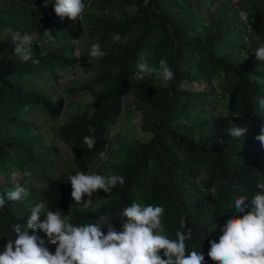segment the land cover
Returning <instances> with one entry per match:
<instances>
[{
  "label": "trees",
  "instance_id": "obj_1",
  "mask_svg": "<svg viewBox=\"0 0 264 264\" xmlns=\"http://www.w3.org/2000/svg\"><path fill=\"white\" fill-rule=\"evenodd\" d=\"M88 1L83 0L82 18L72 21L56 16L54 0L47 7L43 0H0V167L34 171L0 182V194L17 182L28 188L22 201L6 199L0 209V251L14 236L12 224L26 226L39 199L65 198L71 189L68 176L84 172L120 175L125 183L109 193L98 191L99 206L70 204L79 226L111 214L119 230V213L133 201L162 206L164 234L175 239L177 231H190L186 251H199L204 264H215L207 255L209 241L218 240L219 227L234 214L229 202L240 195L250 199L264 181V146L256 139L264 127L258 105L264 99V61L255 57L264 44V0H236L235 5L225 0ZM237 8L246 12V20ZM9 28L32 37V58L39 63L14 55ZM45 29L51 30V40ZM114 34L127 43L114 41ZM97 42L106 55L91 58L89 48ZM141 57L157 67L161 59L167 61L175 73L168 88L155 76L134 79ZM46 72L56 94L40 84ZM135 87L139 94L132 99ZM58 89L67 91L71 105L80 92L89 100L81 111L65 115L66 95L59 96ZM121 111L133 118L131 132L144 139L124 135L104 150L116 161H99ZM37 113L44 115L41 121L31 118ZM40 124L69 148L73 163L62 172L59 149L44 142ZM230 124L245 127L244 136L228 135ZM85 136L95 138L94 148L83 143ZM38 178L42 182L34 183ZM213 185L215 198L208 191Z\"/></svg>",
  "mask_w": 264,
  "mask_h": 264
},
{
  "label": "clouds",
  "instance_id": "obj_2",
  "mask_svg": "<svg viewBox=\"0 0 264 264\" xmlns=\"http://www.w3.org/2000/svg\"><path fill=\"white\" fill-rule=\"evenodd\" d=\"M50 3H53V0H43L44 7ZM85 8L83 0H54L53 4L56 16L61 19L67 17L72 21L81 19ZM239 11L246 14L244 10L237 8L238 15ZM7 31L14 45V55L18 56L21 62L32 60L33 63H39L32 58V37L11 28ZM44 36L51 40V30L45 29ZM112 38L116 42L127 43L126 39L121 41L119 34H114ZM35 43L39 44V40L36 39ZM105 55L106 52L101 49L98 42L91 44L89 48L91 58H102ZM255 57L258 61H264V44L256 49ZM136 67L134 79L137 81L155 76L160 81V87L168 88L175 78V73L164 59L159 61L157 67L141 57ZM62 97L65 99L64 114L70 115L65 113L66 104L69 102L67 94L66 97ZM258 105L264 111V99H258ZM122 111L117 116L104 149L99 150L97 156L99 161L117 158L109 156L104 150H111L113 146H117L124 135L129 139L134 135L133 138L144 139L137 131L134 135L119 131L117 126L121 121L119 117L122 119L125 117ZM40 128L44 142L54 143L58 147L55 141L47 140L45 132H52L54 137L59 138L57 133L45 124H40ZM117 131L120 133L114 135ZM226 131L232 138H239L244 136L246 128L230 124ZM256 139L264 146V127ZM83 143L92 149L96 141L93 136H85ZM60 153L59 149V170ZM69 158L71 159L70 154ZM72 163L71 159L69 165L66 162L63 166H70ZM12 166L22 170L23 176L20 180L34 175L32 169ZM42 180L38 178L34 183H40ZM68 181L71 189L66 192L65 198L59 194L49 199H39V203L30 208L26 226L11 225L14 236L7 239L3 250L0 251V264H204L205 257L201 252L186 251L185 241L191 239L190 231H177L175 239L164 234L162 206L151 204L145 206L133 201L119 213L121 217L119 230L113 226L111 214L99 215L95 218V223H89L88 220L84 222L86 224L79 226L82 222L75 219V212L70 210L69 205L74 203L73 205L80 209L99 206L100 203L94 199L95 194L100 190L109 193L117 184L124 185L123 176L77 172L69 175ZM256 188L258 191L250 199L240 195L229 202V208L234 209V214L229 215L219 227L218 240L209 241L207 255L215 264H264V181L258 182ZM27 189L17 182L11 190L0 194V209L5 206L6 199L12 202L22 201L28 194ZM208 191L213 198L217 196L218 189L215 185Z\"/></svg>",
  "mask_w": 264,
  "mask_h": 264
},
{
  "label": "rangeland",
  "instance_id": "obj_3",
  "mask_svg": "<svg viewBox=\"0 0 264 264\" xmlns=\"http://www.w3.org/2000/svg\"><path fill=\"white\" fill-rule=\"evenodd\" d=\"M222 1V0H219ZM225 1H229L231 3L235 2L236 0H225ZM79 51L78 49L75 47L74 49V54H78ZM46 76L45 78L43 77L42 79H40V84L43 85L48 91L49 93H54L56 94L53 90V86L51 87V85L54 83V79L53 77H51V75L46 72L45 73ZM86 75L85 73L83 74L82 78H85ZM64 77H61V79H63ZM60 85H65V84H60ZM58 88V87H57ZM201 86L197 85L196 89H200ZM59 92H57V94L60 95H66L67 91H62L60 89H58ZM139 94V90L137 87H135L132 91V94L130 95V98L135 99V97H137ZM74 104H70L69 102L66 104L65 107V113L66 114H72L73 112H77L78 110L81 111L83 109L82 105L84 106V103L86 101L89 100V97L87 95H85L83 92L81 93H77L75 95H73L72 97ZM81 107V108H80ZM32 119L36 120V121H41L44 118V115H42L41 113H37L36 115H31ZM124 118L122 119L121 116L119 117V119H121V121L118 123V129L121 133H128L129 135H134L135 132H131L132 131V124H133V118L131 117V115L129 114L128 116H126L124 114ZM120 132H116L114 135H117ZM46 136H47V140L49 142L55 141V143L58 145L61 153H60V162H59V167L60 170L63 171V165L67 162V165L70 164L71 159L69 158V149L66 147L65 144H62L60 139L52 134V132H45ZM114 159L116 158H111V161H114ZM0 182H10L12 180L15 179H20L23 176V173L21 172L22 170L20 169H15L12 165H6L5 167H0Z\"/></svg>",
  "mask_w": 264,
  "mask_h": 264
},
{
  "label": "built area",
  "instance_id": "obj_4",
  "mask_svg": "<svg viewBox=\"0 0 264 264\" xmlns=\"http://www.w3.org/2000/svg\"><path fill=\"white\" fill-rule=\"evenodd\" d=\"M239 15L242 19L246 20V14L243 11H239Z\"/></svg>",
  "mask_w": 264,
  "mask_h": 264
}]
</instances>
